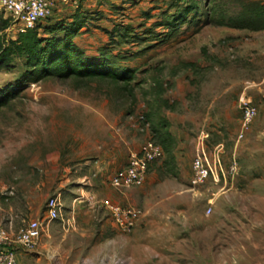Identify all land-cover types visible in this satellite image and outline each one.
I'll list each match as a JSON object with an SVG mask.
<instances>
[{
	"label": "rangeland",
	"instance_id": "rangeland-1",
	"mask_svg": "<svg viewBox=\"0 0 264 264\" xmlns=\"http://www.w3.org/2000/svg\"><path fill=\"white\" fill-rule=\"evenodd\" d=\"M189 6L183 25H166ZM74 15L85 18L74 42L86 57H107L134 78L124 84L49 77L23 86L0 108V225L22 226L15 209L46 215L67 169L85 179L84 188L96 181L100 201L142 214L127 234L103 209L84 219L90 227L68 234L60 250L72 259L264 264V0H80L78 8L45 21L40 33L67 25ZM24 72L23 58H13L0 71V89ZM245 101L257 115L239 137ZM140 115L148 123L143 132L131 126ZM152 138L163 157L149 167L145 182L126 196L112 189L113 171ZM201 148L210 157L218 154L224 177L193 186L191 163ZM87 161L107 170L88 172L81 167Z\"/></svg>",
	"mask_w": 264,
	"mask_h": 264
},
{
	"label": "built area",
	"instance_id": "built-area-1",
	"mask_svg": "<svg viewBox=\"0 0 264 264\" xmlns=\"http://www.w3.org/2000/svg\"><path fill=\"white\" fill-rule=\"evenodd\" d=\"M80 0H0V14L9 20V26L5 30L8 35L22 34L33 30L54 14L63 12L66 7L78 8ZM257 115L256 108L250 101L243 102L241 130L242 137ZM137 123L131 125L137 131L148 129V123L144 116L136 119ZM140 124L141 127L137 125ZM163 157V150L152 139H147L138 149L129 153L125 165L114 171L108 179L109 186L122 192L131 188L140 187L146 180L149 167ZM236 164L230 170L234 171ZM191 184L199 186L209 178L217 180L219 175L224 177V171L220 165L218 154L212 157L203 148L197 151L191 163ZM100 207L107 214L113 227L122 234L130 233L139 222L142 214L140 210L121 206L110 199H102ZM46 221H54L60 218L61 204L58 196L48 199L45 205ZM209 213V212H208ZM43 224L40 220H31L22 224L16 231L0 225V264H16L18 252H27L34 249L41 237Z\"/></svg>",
	"mask_w": 264,
	"mask_h": 264
},
{
	"label": "trees",
	"instance_id": "trees-1",
	"mask_svg": "<svg viewBox=\"0 0 264 264\" xmlns=\"http://www.w3.org/2000/svg\"><path fill=\"white\" fill-rule=\"evenodd\" d=\"M192 9L193 7L189 6L177 13L176 19L167 20L166 25H183ZM9 23V20L0 14V71L7 68L13 58L21 57L24 60L25 72L14 85L0 89V108L18 97L23 86L49 77L77 81L108 79L124 84L130 83L134 78L132 70L118 71L110 63V59L104 56L103 61L88 58L75 44L74 38L85 24L83 17L74 15L67 25L43 27L42 34L41 24L33 30L18 34L14 39L6 38L5 30ZM152 140L159 144L154 138Z\"/></svg>",
	"mask_w": 264,
	"mask_h": 264
},
{
	"label": "crops",
	"instance_id": "crops-1",
	"mask_svg": "<svg viewBox=\"0 0 264 264\" xmlns=\"http://www.w3.org/2000/svg\"><path fill=\"white\" fill-rule=\"evenodd\" d=\"M78 166L80 164L76 167ZM82 166H86L88 172H95L98 176L101 174L99 172H102L100 167L102 170H107L105 165L95 166V163L90 161L84 162ZM72 179H77L78 183L71 182ZM84 180L78 176L72 178L70 171L67 169L62 172L59 184L53 187L55 190L53 197L58 196L62 208L60 218L49 221L46 225L45 221L47 217L45 214L40 216L39 212L33 213L28 211L26 212L27 214L23 215L24 212H18L24 216L19 218V214L16 213L17 209H15V220L20 219L22 224L31 220H40L44 225L37 245L31 251L18 252L16 264H95L100 262L98 258L93 256H75L72 259L69 255H64L60 251L68 234L72 232H84L85 227H90L89 223L86 224L84 222V219L88 218L89 221L93 217V214H98L99 210L102 209L99 205L100 199L97 197L100 191L97 182L95 181L89 188H84L86 186L82 185ZM50 191H52V188H50ZM126 191H122L120 194L126 196ZM46 248L51 250V255L46 256L42 254L41 250Z\"/></svg>",
	"mask_w": 264,
	"mask_h": 264
}]
</instances>
